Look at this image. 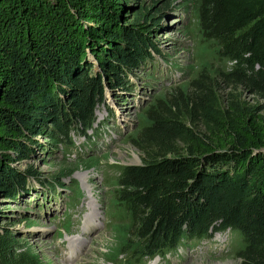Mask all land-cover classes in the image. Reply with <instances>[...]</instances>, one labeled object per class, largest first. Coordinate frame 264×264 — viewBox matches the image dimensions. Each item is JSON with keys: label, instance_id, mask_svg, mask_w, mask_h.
<instances>
[{"label": "trees", "instance_id": "16d2710c", "mask_svg": "<svg viewBox=\"0 0 264 264\" xmlns=\"http://www.w3.org/2000/svg\"><path fill=\"white\" fill-rule=\"evenodd\" d=\"M186 1L196 46L184 68L159 42L164 9L146 1L0 0V264H45L1 206L34 191L31 180L67 187L70 208L82 203L76 170L43 178L38 151L97 167L98 157L80 160L74 136H90L108 93L134 92L133 77L150 64L153 75L159 59L183 78L153 89L125 135L142 163L108 178L106 264L167 259L214 230L240 234V264H264V0Z\"/></svg>", "mask_w": 264, "mask_h": 264}, {"label": "rangeland", "instance_id": "374dc122", "mask_svg": "<svg viewBox=\"0 0 264 264\" xmlns=\"http://www.w3.org/2000/svg\"><path fill=\"white\" fill-rule=\"evenodd\" d=\"M154 9H164L161 21L159 42L172 62L182 67L195 62L196 41L187 32L186 0H141ZM153 75L148 72L152 65L141 69L133 77L135 90L115 97L108 93L107 103L111 107L100 106L97 111L98 124L90 136L75 135L77 150L85 162L98 157L97 167L87 168L84 164L75 167L76 153L65 159L62 152L50 157L39 150L31 163L48 178L52 173L67 168L75 169L73 178L78 180L83 194L82 203L70 208V191L59 187L55 192L36 180H31L34 191L20 202L6 201L1 206L9 208V214L17 216L13 229L23 243H29L40 254L45 264H106V253L114 244V233L109 225L108 204L111 188L108 178L116 175V165L141 164L140 152L125 140V135L134 131L139 120L140 107L150 100L153 89L171 85L183 78V71L172 63L159 59L155 63ZM152 83V79H154ZM253 102L252 97H249ZM72 162H75L71 164ZM27 165L24 162L21 168ZM78 168V169H76ZM64 182L69 185V179ZM91 193V196H88ZM17 213V214H16ZM10 221V220H8ZM70 224L69 232L61 231ZM239 233L230 230L213 231V236L202 241L187 242L176 254L167 259L156 257L147 264H240L235 255L236 240Z\"/></svg>", "mask_w": 264, "mask_h": 264}, {"label": "bare ground", "instance_id": "6f19581e", "mask_svg": "<svg viewBox=\"0 0 264 264\" xmlns=\"http://www.w3.org/2000/svg\"><path fill=\"white\" fill-rule=\"evenodd\" d=\"M88 196L90 197L91 196V193H88Z\"/></svg>", "mask_w": 264, "mask_h": 264}, {"label": "built area", "instance_id": "2783aa9c", "mask_svg": "<svg viewBox=\"0 0 264 264\" xmlns=\"http://www.w3.org/2000/svg\"><path fill=\"white\" fill-rule=\"evenodd\" d=\"M231 231V230H230Z\"/></svg>", "mask_w": 264, "mask_h": 264}]
</instances>
